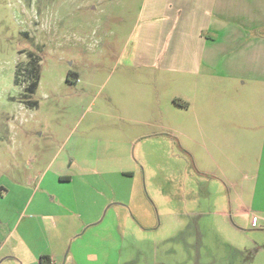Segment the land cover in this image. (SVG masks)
Here are the masks:
<instances>
[{
    "label": "rangeland",
    "instance_id": "rangeland-1",
    "mask_svg": "<svg viewBox=\"0 0 264 264\" xmlns=\"http://www.w3.org/2000/svg\"><path fill=\"white\" fill-rule=\"evenodd\" d=\"M151 2L0 0V262L264 264V86L176 128Z\"/></svg>",
    "mask_w": 264,
    "mask_h": 264
},
{
    "label": "crops",
    "instance_id": "crops-1",
    "mask_svg": "<svg viewBox=\"0 0 264 264\" xmlns=\"http://www.w3.org/2000/svg\"><path fill=\"white\" fill-rule=\"evenodd\" d=\"M159 4L166 12L156 15ZM150 11L152 18L159 16L162 22L155 41L165 43L150 52V61L140 64L180 75L175 79L183 88L174 97V116L179 117L176 128L190 129L195 123L200 132L208 129V116L194 112L197 105L207 109L206 98L211 94H226L232 86L260 93L264 86V0H152ZM94 222L86 220L88 226ZM31 256L28 264H42L45 253ZM16 258L11 251L5 260L18 262ZM48 258L49 264L55 263V257Z\"/></svg>",
    "mask_w": 264,
    "mask_h": 264
},
{
    "label": "trees",
    "instance_id": "trees-1",
    "mask_svg": "<svg viewBox=\"0 0 264 264\" xmlns=\"http://www.w3.org/2000/svg\"><path fill=\"white\" fill-rule=\"evenodd\" d=\"M30 73H31V76H32V77H33V76H35L36 78L39 77V75H38V69H37L35 66L32 67ZM17 77H18V76H17ZM37 79H39V78H37ZM39 80H40V79H39ZM37 87H38V83H37V82H36V83H33L30 87H28L27 91L30 92L29 95H34V93H35ZM62 179H64V178H62ZM48 260H49V258H47V261H48ZM47 261H45V258H44V257L41 258V263H42V264H49V262H47Z\"/></svg>",
    "mask_w": 264,
    "mask_h": 264
},
{
    "label": "flooded vegetation",
    "instance_id": "flooded-vegetation-1",
    "mask_svg": "<svg viewBox=\"0 0 264 264\" xmlns=\"http://www.w3.org/2000/svg\"><path fill=\"white\" fill-rule=\"evenodd\" d=\"M30 63H31V61H30Z\"/></svg>",
    "mask_w": 264,
    "mask_h": 264
}]
</instances>
